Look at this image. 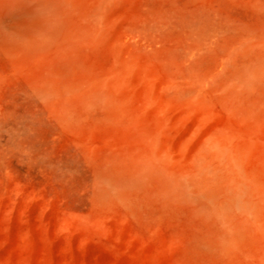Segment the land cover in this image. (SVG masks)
<instances>
[{
  "label": "rangeland",
  "instance_id": "1",
  "mask_svg": "<svg viewBox=\"0 0 264 264\" xmlns=\"http://www.w3.org/2000/svg\"><path fill=\"white\" fill-rule=\"evenodd\" d=\"M0 264H264V0H0Z\"/></svg>",
  "mask_w": 264,
  "mask_h": 264
},
{
  "label": "bare ground",
  "instance_id": "2",
  "mask_svg": "<svg viewBox=\"0 0 264 264\" xmlns=\"http://www.w3.org/2000/svg\"><path fill=\"white\" fill-rule=\"evenodd\" d=\"M233 203L237 206L239 204V199L238 197L233 198Z\"/></svg>",
  "mask_w": 264,
  "mask_h": 264
}]
</instances>
